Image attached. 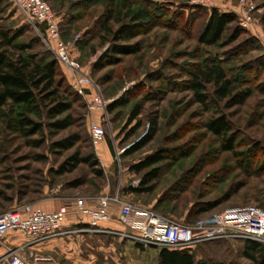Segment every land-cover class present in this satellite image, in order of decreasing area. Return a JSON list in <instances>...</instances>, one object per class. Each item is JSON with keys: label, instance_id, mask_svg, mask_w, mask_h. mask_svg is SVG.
<instances>
[{"label": "rangeland", "instance_id": "374dc122", "mask_svg": "<svg viewBox=\"0 0 264 264\" xmlns=\"http://www.w3.org/2000/svg\"><path fill=\"white\" fill-rule=\"evenodd\" d=\"M43 1L57 19L60 41L71 45L70 57L89 78V92L85 97L79 96L71 75L59 64L65 85L77 95L67 114L71 125L54 133L44 129L43 142L38 148L30 147L28 139L20 135L5 132L0 135V184H13L10 189L0 187L11 197L10 201L0 199V214L26 205L48 210L50 206H59L74 198H96L115 191L134 206L187 225L205 223L235 208L253 206L264 211V96L260 90L264 84V26L261 24L264 0H245L248 6L254 7L252 17L258 24V28L249 30L240 27V17L245 10L240 0H210L198 7L190 6V0H147L160 8L153 14L151 31L127 42H107L102 46L99 36L108 0ZM213 8L235 15L237 26L243 31L232 40L234 31L230 27L217 45L198 46L196 36ZM190 15H194L193 18ZM127 23L124 19L123 24ZM117 28L119 26L115 25ZM1 30L11 35L21 32L18 42L31 45L33 52L55 58V44L41 35L11 0H0ZM120 44L140 45L141 50L135 55L117 56L114 65L100 62L105 51ZM215 60L225 62L227 75L239 82L241 89H251V95L241 105L231 109L220 105L219 109L229 120L228 138L235 141L234 152L249 153L248 166L233 154L222 151L221 139L206 131L205 125L215 112L213 106L201 107L194 103L186 90L189 72L198 64L209 65ZM99 62V67L94 68ZM92 94L101 95L105 101L126 99L127 104L110 114L106 108V114L101 115L89 110ZM148 96L155 99L146 100ZM135 109L139 110L138 115L129 124ZM152 117L157 119V131L150 142L134 154L124 156L127 149L148 136ZM93 122L101 125L105 132L97 146L93 145L89 134V125ZM132 128L136 130L130 134ZM71 137L78 138L73 148L51 152L52 142ZM40 139L39 135L30 138ZM104 144L109 148L107 157L100 151ZM255 146L262 151H255ZM156 151L170 154L173 161L159 166L162 172L151 185L149 194L128 193V188L136 187L142 176V173L131 172L130 166ZM91 154L98 161L95 169L101 171L100 178L85 164L62 176L50 174L73 156L86 158ZM158 200L159 207L155 211ZM205 207L211 208L195 218L197 211ZM87 236L97 240L88 247L94 255L98 254L94 257L97 264H159L158 253L162 249L158 247L137 252L131 246L124 248V241H130L128 239L120 242L118 236ZM244 242L218 240L198 245L189 253L196 264H251L241 256ZM99 245L105 248L111 245L115 252H96Z\"/></svg>", "mask_w": 264, "mask_h": 264}, {"label": "trees", "instance_id": "16d2710c", "mask_svg": "<svg viewBox=\"0 0 264 264\" xmlns=\"http://www.w3.org/2000/svg\"><path fill=\"white\" fill-rule=\"evenodd\" d=\"M106 4L108 9L103 15L105 22L99 36V45L101 46L107 42H127L142 33L151 31L155 20L153 14L160 9L147 0H108ZM133 6H137V8L133 9ZM193 16L190 15L191 18ZM124 19L128 20L127 24H123ZM261 24L264 26V13L261 17ZM115 25H118L119 28L115 29ZM35 26L41 35L44 34V28L41 25ZM230 27L234 31L232 40L243 31L237 26L235 15L211 9L196 36L197 45L203 47L217 45L223 40L225 32ZM21 34V32H17L11 35L7 31H0V135L3 132L20 135L28 139L27 144L30 147L38 148L43 142L44 129L54 133L66 130L71 125V117L67 114L71 111L77 95L70 92L65 85L64 78L59 74L57 60L45 53L33 52L32 46L29 44L18 42ZM36 41L38 42L39 38H36ZM140 50V45H115L103 53L100 62L104 61L107 65H114L117 63V59H115L117 56L135 55ZM100 62L95 64L94 68L99 67ZM224 63L215 60L209 65H196L194 70L189 72L186 90L191 93L194 103L201 107L213 106L215 112L205 125L206 131L221 139L222 151L233 154L248 166L249 153L234 152L235 141L228 138L231 132L229 120L226 114L219 112V109L220 105H224L226 109L241 105L251 95V89H241L239 82L237 83L235 79L227 75ZM260 90L264 96V84L260 86ZM154 99V96L146 98L149 101ZM126 104V99L111 101L106 107L107 113L110 114L114 109ZM138 112V109L134 110L129 118V124L136 118ZM135 130L132 128L130 134H133ZM156 131L157 119L152 117L148 136L127 149L123 155L127 157L141 150L150 142ZM35 135H39L41 139L30 140ZM77 140V137H71L52 142L50 150L52 153L70 150ZM253 149L262 151L259 146H255ZM172 161L173 158L170 154L156 151L138 164L130 166L131 172L137 175L142 173V176L136 187L128 188V193L149 194L152 190L151 185L158 180L162 172L159 166ZM97 162L93 154L86 158L76 155L64 161L58 170L50 171V174L62 176L74 172L80 164H85L92 169L96 178H100L101 171L95 169L98 165ZM1 186L10 189L13 184L6 186L0 184ZM0 199L10 201L11 197L0 190ZM158 207L159 200L154 205L155 211ZM210 208L199 209L194 217L208 212ZM190 220L191 215L188 213L187 221L190 222ZM194 221L196 220L192 222ZM141 250L143 249L141 248ZM189 252L190 250L186 249H162L158 253V263L196 264L194 256ZM241 256L251 264H264V245L245 241Z\"/></svg>", "mask_w": 264, "mask_h": 264}, {"label": "built area", "instance_id": "2783aa9c", "mask_svg": "<svg viewBox=\"0 0 264 264\" xmlns=\"http://www.w3.org/2000/svg\"><path fill=\"white\" fill-rule=\"evenodd\" d=\"M26 16L32 25H41L44 35L50 43L55 44L53 54L57 62L62 65L73 79L75 92L82 97L87 96L90 80L79 63L69 55L71 45L60 41L59 24L48 4L43 0H11ZM210 0H190L192 7L205 6ZM245 10L240 17V27L244 29L258 28L253 19V6H248L245 0H240ZM90 94V93H89ZM89 105L91 112L106 114V107L111 101H105L101 95L92 94ZM89 134L93 145L103 141L105 132L101 125L91 123ZM97 207L89 209L84 206V198H74L71 215L77 221L88 220L91 229L102 223L112 221L109 207L111 204L119 206V220L129 223L134 234L115 231L104 233L128 239L142 249L158 247L168 250H191L194 247L218 240H240L262 243L264 245V211L253 206L235 208L215 215L205 223L181 224L167 219L150 209L134 206L123 199L115 191L110 195L96 198ZM69 209L61 207L54 212H42L26 205L19 210L0 214V245L4 237L11 232H19L28 238V245L39 243L50 238L70 235L71 232L62 231V225ZM0 264H49L28 252L21 257L17 249H8L0 256Z\"/></svg>", "mask_w": 264, "mask_h": 264}, {"label": "crops", "instance_id": "0c3cea01", "mask_svg": "<svg viewBox=\"0 0 264 264\" xmlns=\"http://www.w3.org/2000/svg\"><path fill=\"white\" fill-rule=\"evenodd\" d=\"M100 151L104 157H107V154H110L109 148L105 144L100 147ZM96 198H84V206L89 209L96 208ZM121 199L123 198L121 197ZM72 201L73 199L59 206H50L48 207V210L41 209L38 206H32L33 209L42 212H54L61 207H67L69 213L62 225V231L71 232L70 235L54 237L39 243L28 245V238L19 232H11L2 240L0 245V256L4 255L8 249H17L18 254L23 258L27 256L28 252H33L37 257L43 259L49 264H97L96 260L94 261V257L98 256V254H95V256L93 254L94 251L88 248L93 246L91 242H97V240L94 241L87 235L112 236L111 234L104 233V231H115L125 234L136 233V230L129 229V223H123L119 220L120 210L118 205L111 204L109 207L112 221L102 223L97 228L91 229L86 218L80 222L73 218L70 210L73 207ZM122 240V238H119L120 242H122ZM124 243V248L126 249L131 246L135 248L137 252L141 250V248L135 245L132 241H124ZM109 246L110 247L105 248V246L99 245L96 247V252L97 250L115 252L111 245ZM124 254L125 252L123 255ZM101 256L103 257V255Z\"/></svg>", "mask_w": 264, "mask_h": 264}]
</instances>
